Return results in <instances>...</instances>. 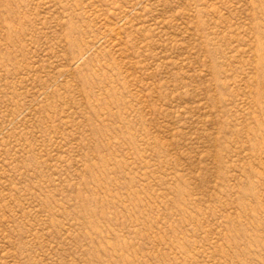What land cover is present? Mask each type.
I'll use <instances>...</instances> for the list:
<instances>
[{
  "label": "rangeland",
  "instance_id": "1",
  "mask_svg": "<svg viewBox=\"0 0 264 264\" xmlns=\"http://www.w3.org/2000/svg\"><path fill=\"white\" fill-rule=\"evenodd\" d=\"M0 264H264V0H0Z\"/></svg>",
  "mask_w": 264,
  "mask_h": 264
}]
</instances>
